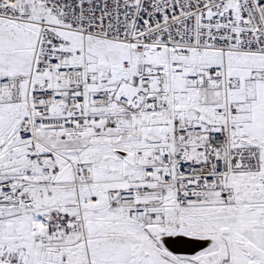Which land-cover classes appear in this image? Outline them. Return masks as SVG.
I'll list each match as a JSON object with an SVG mask.
<instances>
[{"label": "snow or ice", "instance_id": "6c2138e0", "mask_svg": "<svg viewBox=\"0 0 264 264\" xmlns=\"http://www.w3.org/2000/svg\"><path fill=\"white\" fill-rule=\"evenodd\" d=\"M0 264H264V0H0Z\"/></svg>", "mask_w": 264, "mask_h": 264}]
</instances>
